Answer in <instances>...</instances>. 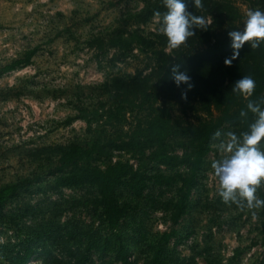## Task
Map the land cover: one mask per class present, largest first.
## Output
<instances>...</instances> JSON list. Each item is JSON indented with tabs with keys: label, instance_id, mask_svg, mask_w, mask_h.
Segmentation results:
<instances>
[{
	"label": "rangeland",
	"instance_id": "obj_1",
	"mask_svg": "<svg viewBox=\"0 0 264 264\" xmlns=\"http://www.w3.org/2000/svg\"><path fill=\"white\" fill-rule=\"evenodd\" d=\"M254 1L264 10V0ZM233 2L244 26L247 8ZM140 8L137 0H0V189L16 186L0 207V264H7L6 253L19 246L33 250L27 264H73L94 237L109 246L121 243L130 264H151L154 256L161 264H264L259 245L264 208L253 219L247 209L225 205L216 195L211 164L221 154L214 134L176 223L170 221L176 183L157 186L147 179L139 196L120 187L117 197L126 215L116 232L102 224L93 188H53L49 172L59 148L87 146L103 125L100 116L114 108L108 80L146 73L152 65L150 54L134 49L124 59L105 45L117 28L159 34L157 18L136 22ZM134 118L126 115L123 131ZM111 129L106 127L107 136ZM217 131L232 130L222 126ZM175 141L170 150L179 154ZM110 157L133 163L123 152ZM176 171L186 174L183 166L170 171L146 164L149 178L157 172L176 179ZM87 256V264H119L109 252L91 250Z\"/></svg>",
	"mask_w": 264,
	"mask_h": 264
},
{
	"label": "trees",
	"instance_id": "obj_2",
	"mask_svg": "<svg viewBox=\"0 0 264 264\" xmlns=\"http://www.w3.org/2000/svg\"><path fill=\"white\" fill-rule=\"evenodd\" d=\"M137 1L141 3V8L133 16L137 23H146L157 18L154 13L166 11L162 0ZM238 1L247 11L259 9L255 7L260 1ZM185 2L190 13L205 18L207 27L193 29L194 35L176 52L165 51L166 37L161 34L144 36L136 29L126 32L122 28L111 32L105 40L107 48L124 59L134 49L150 54L152 65L144 70L148 71L147 74L137 71L132 75L112 76L108 80L106 92L114 108L100 116L103 125L98 128L96 137L87 146L70 144L59 148L49 172L53 188H93V205L100 211L102 224L112 232H116L126 215V207L119 202L117 190L125 187L132 196H139L147 187V179H152L157 186L178 185L170 214V221L176 223L185 212L186 201L215 131L227 126L239 134L256 118L251 113L240 117L239 113L246 109L248 101L232 92L234 82L242 76H251L256 82L251 99L264 98V43L256 49L245 44L239 50V56L232 59L228 32L243 30L233 0H202L201 9L194 8L191 0ZM32 54L30 51L25 55L24 64ZM226 59L231 60L230 65L225 64ZM175 64H180L179 70L186 71L191 77L193 87L187 90L186 99H181V93L187 85L177 87L170 75ZM126 115H135V118L123 131ZM108 126L112 127L110 136L106 134ZM172 140L178 143L179 154L170 150ZM261 150H264V144ZM113 151L128 154L133 163L113 161L110 157ZM146 164L170 171L183 166L186 174L176 171L174 179L155 172L149 178ZM15 190L16 186L0 189V207ZM256 194L262 199L263 188L260 187ZM259 237L264 255V220L260 222ZM101 242L95 237L88 240L84 250L74 256L73 264H87V254L91 250L97 255L109 252L119 264H130L128 251L121 243L109 246L106 239ZM28 247L19 246L21 250L6 253L4 260L7 264H27L33 258V250ZM54 263L57 261H52ZM151 264L161 262L154 256Z\"/></svg>",
	"mask_w": 264,
	"mask_h": 264
},
{
	"label": "clouds",
	"instance_id": "obj_3",
	"mask_svg": "<svg viewBox=\"0 0 264 264\" xmlns=\"http://www.w3.org/2000/svg\"><path fill=\"white\" fill-rule=\"evenodd\" d=\"M166 11L154 13L158 18L159 34L166 37V51L184 45L188 38L194 35L193 29H206L204 17L190 13L185 0H162ZM194 8H203L202 0H191ZM243 30L228 32L232 59L239 56V50L248 44L252 49L264 43V11L260 9L246 12ZM226 65L231 60H225ZM181 65L171 67V78L179 87L186 84L187 89L181 93V99H186L187 90L193 87L191 77L186 71H180ZM256 82L251 76H242L232 85V92L247 99L246 109L241 110L240 117H247L249 113L256 118L249 124L247 130L239 134L229 131L221 134L214 133L217 141L215 147L220 155L211 164L213 179L216 183V195L225 205H236L238 209L251 212L253 219H257V212L264 208V199L259 198L257 190L264 185V98L252 100Z\"/></svg>",
	"mask_w": 264,
	"mask_h": 264
}]
</instances>
